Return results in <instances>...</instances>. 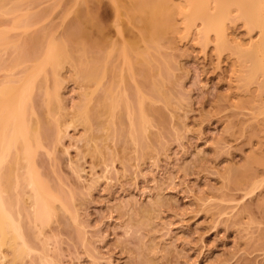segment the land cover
<instances>
[{
  "label": "rangeland",
  "instance_id": "obj_1",
  "mask_svg": "<svg viewBox=\"0 0 264 264\" xmlns=\"http://www.w3.org/2000/svg\"><path fill=\"white\" fill-rule=\"evenodd\" d=\"M167 1L155 43L132 0H0V87L25 86L28 132L0 177L33 248L0 264H264V23L248 0ZM190 1L227 5V46L186 24ZM31 160L54 196L37 221Z\"/></svg>",
  "mask_w": 264,
  "mask_h": 264
},
{
  "label": "bare ground",
  "instance_id": "obj_2",
  "mask_svg": "<svg viewBox=\"0 0 264 264\" xmlns=\"http://www.w3.org/2000/svg\"><path fill=\"white\" fill-rule=\"evenodd\" d=\"M133 3V15L140 18L144 22V29L147 36L155 43H158L164 32L171 28L173 23L172 6L167 0H132ZM190 6V14L183 15L186 24L191 26L192 21L199 18L203 21V35L204 38H208L210 31L215 32L218 47L227 46L226 34L224 29V22L229 18L228 8L225 3H221L217 11L220 14L212 13L208 5L202 1H190L186 3ZM247 5L244 7V5ZM256 2L255 0H248L244 3H239L241 7V16L246 19L250 26L257 25L263 26L264 23V1ZM259 9V10H258ZM89 15V14H88ZM63 52L53 48L47 56V64H59L62 59ZM257 69L264 70L263 65H255ZM91 76V75H90ZM26 83V81H25ZM16 88L11 84H6L0 87V103L1 99H8L4 105L0 104V148L8 150L10 147L15 146L20 139H27V125L24 122V108L23 101H25V86L24 92ZM148 108L144 106L142 101L140 102L139 118L142 121L146 120V110ZM89 116L88 110L86 111ZM136 109L132 112L131 118V134L133 138L139 137V130L136 124ZM27 158H30L28 153ZM3 159L0 157V168ZM33 161H30L28 168V184L32 187V207H33V220L37 221L41 218L45 211L48 212L52 209L49 197H54L43 184L39 181L37 174L33 168ZM6 182L11 185V167L7 173H5ZM0 177V259L6 258V255H1L2 247L8 246L12 249L15 257H21L23 253H27L33 250L25 238V234L22 231L20 209L16 210L20 204L21 194L18 193L19 184L15 186L14 199L11 196H4V189L1 184ZM25 180V178H24ZM48 197V198H47ZM47 198V199H46ZM64 207L67 208L65 203ZM68 209V208H67ZM17 211L18 217L15 216L14 212ZM28 216V214H26ZM30 218V215L28 216ZM21 239V244L18 240Z\"/></svg>",
  "mask_w": 264,
  "mask_h": 264
}]
</instances>
